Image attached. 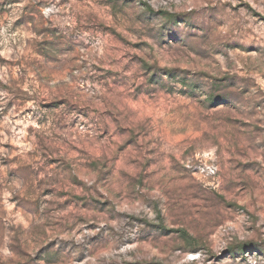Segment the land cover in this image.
Listing matches in <instances>:
<instances>
[{
    "label": "rangeland",
    "instance_id": "1",
    "mask_svg": "<svg viewBox=\"0 0 264 264\" xmlns=\"http://www.w3.org/2000/svg\"><path fill=\"white\" fill-rule=\"evenodd\" d=\"M0 264H264V0H0Z\"/></svg>",
    "mask_w": 264,
    "mask_h": 264
}]
</instances>
